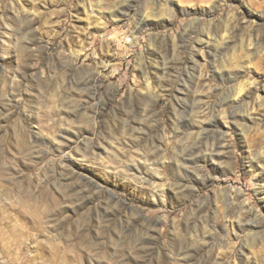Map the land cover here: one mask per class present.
<instances>
[{
    "label": "rangeland",
    "instance_id": "1",
    "mask_svg": "<svg viewBox=\"0 0 264 264\" xmlns=\"http://www.w3.org/2000/svg\"><path fill=\"white\" fill-rule=\"evenodd\" d=\"M264 264V0H0V264Z\"/></svg>",
    "mask_w": 264,
    "mask_h": 264
},
{
    "label": "bare ground",
    "instance_id": "2",
    "mask_svg": "<svg viewBox=\"0 0 264 264\" xmlns=\"http://www.w3.org/2000/svg\"><path fill=\"white\" fill-rule=\"evenodd\" d=\"M102 264H107L106 262H103Z\"/></svg>",
    "mask_w": 264,
    "mask_h": 264
}]
</instances>
